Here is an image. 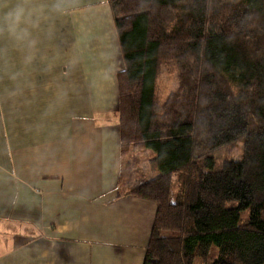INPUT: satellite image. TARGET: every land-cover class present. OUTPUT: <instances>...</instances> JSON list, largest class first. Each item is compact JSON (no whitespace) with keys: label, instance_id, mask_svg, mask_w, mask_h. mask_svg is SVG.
<instances>
[{"label":"trees","instance_id":"1","mask_svg":"<svg viewBox=\"0 0 264 264\" xmlns=\"http://www.w3.org/2000/svg\"><path fill=\"white\" fill-rule=\"evenodd\" d=\"M109 4L123 60L118 190L157 206L143 264H264V0ZM164 66L178 81L162 96ZM239 140L242 157L217 167L215 151ZM135 148L156 153L158 175H133Z\"/></svg>","mask_w":264,"mask_h":264},{"label":"crops","instance_id":"2","mask_svg":"<svg viewBox=\"0 0 264 264\" xmlns=\"http://www.w3.org/2000/svg\"><path fill=\"white\" fill-rule=\"evenodd\" d=\"M51 23L18 94L4 98L13 85L0 81V264H143L157 206L118 190L123 60L109 0ZM58 83L68 98L52 106Z\"/></svg>","mask_w":264,"mask_h":264},{"label":"clouds","instance_id":"3","mask_svg":"<svg viewBox=\"0 0 264 264\" xmlns=\"http://www.w3.org/2000/svg\"><path fill=\"white\" fill-rule=\"evenodd\" d=\"M80 4L81 0H0V81L13 85L4 90V98L15 97L28 70L44 58L41 46L55 35L51 20L72 14ZM80 59L73 54L66 67L77 66ZM67 98L65 84L58 83L52 106Z\"/></svg>","mask_w":264,"mask_h":264},{"label":"rangeland","instance_id":"4","mask_svg":"<svg viewBox=\"0 0 264 264\" xmlns=\"http://www.w3.org/2000/svg\"><path fill=\"white\" fill-rule=\"evenodd\" d=\"M178 81L177 70L174 68L169 69L168 66H164L163 73L160 78L158 90L161 95L167 94L172 89L176 88ZM243 141L239 140L235 144L223 146L215 151V160L217 167L227 159L233 157L234 159H240L243 155ZM156 153L152 150L135 148L129 157H125L124 160L131 159V171L135 177H147L152 178L159 174L157 165L153 163V156ZM243 220L246 219V214L243 215ZM212 257L218 255L217 247L213 246L211 249ZM209 261L197 259L195 264H208Z\"/></svg>","mask_w":264,"mask_h":264}]
</instances>
